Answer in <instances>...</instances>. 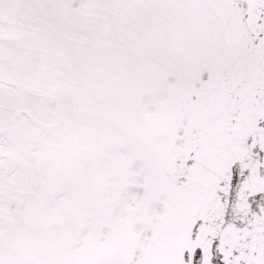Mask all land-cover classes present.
<instances>
[{"label": "snow or ice", "instance_id": "1", "mask_svg": "<svg viewBox=\"0 0 264 264\" xmlns=\"http://www.w3.org/2000/svg\"><path fill=\"white\" fill-rule=\"evenodd\" d=\"M0 264H264V0H0Z\"/></svg>", "mask_w": 264, "mask_h": 264}]
</instances>
